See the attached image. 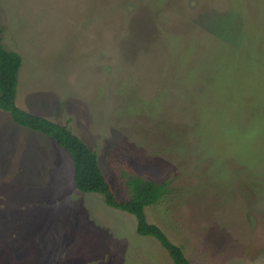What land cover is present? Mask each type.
Wrapping results in <instances>:
<instances>
[{"label": "rangeland", "instance_id": "1", "mask_svg": "<svg viewBox=\"0 0 264 264\" xmlns=\"http://www.w3.org/2000/svg\"><path fill=\"white\" fill-rule=\"evenodd\" d=\"M17 105L67 127L192 264H264V0H0ZM0 109V264H173Z\"/></svg>", "mask_w": 264, "mask_h": 264}, {"label": "trees", "instance_id": "2", "mask_svg": "<svg viewBox=\"0 0 264 264\" xmlns=\"http://www.w3.org/2000/svg\"><path fill=\"white\" fill-rule=\"evenodd\" d=\"M21 59L19 55L5 51L0 46V109L9 112L14 122L25 129L40 133L53 140L73 162L74 185L82 194L103 196L110 208L136 218V233L141 237L156 239L164 248L173 264H192L184 250L172 244L167 235L147 222L146 209L165 199L169 190L166 183H155L139 175H130L126 180L129 198L119 200L104 176L97 154L67 127L22 110L16 103Z\"/></svg>", "mask_w": 264, "mask_h": 264}, {"label": "crops", "instance_id": "3", "mask_svg": "<svg viewBox=\"0 0 264 264\" xmlns=\"http://www.w3.org/2000/svg\"><path fill=\"white\" fill-rule=\"evenodd\" d=\"M73 173H74V171H73ZM74 178V177H73Z\"/></svg>", "mask_w": 264, "mask_h": 264}]
</instances>
